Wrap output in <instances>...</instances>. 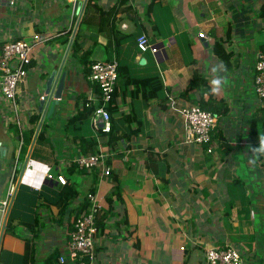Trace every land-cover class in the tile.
I'll list each match as a JSON object with an SVG mask.
<instances>
[{
    "label": "crops",
    "instance_id": "0c3cea01",
    "mask_svg": "<svg viewBox=\"0 0 264 264\" xmlns=\"http://www.w3.org/2000/svg\"><path fill=\"white\" fill-rule=\"evenodd\" d=\"M74 2L14 0L12 5L10 0H0V54L8 38L52 34L36 52L28 77L17 88L18 97L26 91L33 97L20 111L21 130L0 98V200L7 196L13 168L18 167L20 174L30 149L29 145L19 161L22 140L14 128L22 132L33 125L32 116L41 117L39 100L46 80L61 65L78 18ZM263 16L264 0H94L84 30L98 40L94 49L97 57L92 56V60H105L104 45L115 28L127 35L122 40V55L132 73L160 76L166 87L162 96L183 98L180 94L195 71L210 87L211 79L219 74L228 82L215 96L229 108L228 113L219 115L216 145L209 150L181 142L180 119L161 107L157 99L148 104L129 95L117 99L118 115L135 112V134L131 140L121 139L117 150L110 151L112 176L99 177L101 207H108L106 197L116 182V171H122L116 175L124 191L123 201L115 202L105 229L98 232L95 264H203L206 244L226 242L248 248L246 264H264V176L258 175L260 163L248 133L252 114L263 105L253 87L257 51L264 49ZM199 32L205 36L200 37ZM141 33L164 46L165 53H141L136 44ZM216 38L225 40L232 51L231 68L215 54ZM91 43L87 41L86 46ZM69 53L63 66V99L44 119L46 139H36L20 182L19 175L15 180L7 222L10 218L16 234L4 232L0 264H46L53 251L58 250L60 256L68 252L71 222L56 224L58 208L47 201H57L62 184L56 175L64 174L74 165L76 153H81L79 144L65 139L66 120L77 110V96L95 90L89 72L70 59ZM90 118L93 125V114ZM244 168L252 174L250 178L239 171ZM92 175L91 171L67 174L69 182H76L81 191L72 208L82 201ZM238 178L245 181L246 195L253 200L249 214L242 210L241 194L234 205L229 204L230 184ZM2 220L0 216V228ZM37 220L40 225L36 230L26 225ZM137 238L139 247L135 245ZM26 240L34 245V260L25 256Z\"/></svg>",
    "mask_w": 264,
    "mask_h": 264
},
{
    "label": "trees",
    "instance_id": "16d2710c",
    "mask_svg": "<svg viewBox=\"0 0 264 264\" xmlns=\"http://www.w3.org/2000/svg\"><path fill=\"white\" fill-rule=\"evenodd\" d=\"M92 5H94V0H88L69 53V58L74 59L83 65L88 72L92 62L94 61L92 60L94 49L98 45V40L93 35H87L84 31L86 25L89 23L88 15ZM70 33L71 31H69L65 36L64 43L68 41ZM113 33V37L104 45V52L106 54L105 60H117L118 62L114 92L107 106V110L110 113L111 130L109 132H104L101 127L92 125L90 115L93 113L96 103L90 99L87 93H81L77 96V110L66 120L65 123V139L70 143L79 144V150L85 155H89L97 150L99 144L109 148V151L115 152L117 150V142L123 138L131 140L133 134H135V131L133 130L134 128H132V121H134L133 116H135V112L118 115L117 99H123L129 95L132 99H142L146 104L151 102L153 99H157L161 107L168 108L166 102H168L169 98L162 96V92L166 88L163 80L158 75H134L130 69V66L124 61L122 55V40L127 35L116 31L115 28ZM89 40L92 43L89 46H86V43ZM224 41L225 40L223 39L221 40L216 38L213 47L214 52L227 68H231L233 62V53L231 50L227 49ZM42 77L45 76L42 75ZM210 88L211 87L209 86L207 79L200 72L195 71L193 72L189 83L181 92L180 96L187 100H191L192 102L199 103L203 108L211 110L218 115L228 113L229 108L227 104L224 102V100L217 99L215 94L211 93ZM95 93L99 95V88L95 89ZM205 93H207V97L204 96ZM39 119V115L32 116L31 122L33 125L25 127L22 132L19 131L18 127L15 126L14 128L15 133L19 135V138L22 140L19 151V161H22L26 155L27 148L32 141ZM46 126L47 120H45L42 124L41 130L37 137L38 140L46 139ZM126 128H128V130H126ZM248 133L252 142V146L254 148L258 147L259 138L264 137V105L260 106L252 114ZM213 137L215 138V132L213 133ZM223 144H225V142ZM202 146L207 148L208 145L204 144ZM255 159L260 163L258 175L264 176V154L256 153ZM107 162L110 163V156H108ZM65 170V176H67L68 173L73 174L77 171L82 173L88 172L84 168L78 169L76 165H72ZM121 173L122 171H116L117 175ZM116 174H114V180L116 182L112 185L110 193L106 197L108 201V207H101L96 217L98 232H101L105 229L106 221L109 218L111 212L114 210L115 202L123 201L124 187L121 179ZM18 175L19 169L17 167L14 174V180L17 179ZM98 184L99 176L96 174L92 175L91 183L89 184L82 201L77 206V208L74 209L72 208V202L78 198L81 191L77 188L76 182H69L67 179V182L61 186L57 201H47L48 204L53 203V205H56L58 208L54 218L56 224L63 225L65 221H70L71 228L73 230L75 219L82 215L88 208L89 200L87 198V193H96L98 190ZM230 185L231 199L229 204L234 205L238 201L237 196L241 194V199L239 201H241L242 210L249 214L253 205V200L246 195L245 181L242 178H238ZM124 220H128V218L124 217ZM26 225L31 230H36V228L40 225V222L38 220L32 223L27 222ZM5 232L16 234L15 225L12 223L10 218L7 222ZM139 244L140 242L137 238L135 240L136 247H139ZM25 256L26 258L31 257V260H34L35 258V249L31 240H26ZM59 257V251H53L46 259V264H63L59 261Z\"/></svg>",
    "mask_w": 264,
    "mask_h": 264
},
{
    "label": "built area",
    "instance_id": "2783aa9c",
    "mask_svg": "<svg viewBox=\"0 0 264 264\" xmlns=\"http://www.w3.org/2000/svg\"><path fill=\"white\" fill-rule=\"evenodd\" d=\"M75 1V0H69ZM14 4V0H10ZM264 19V16H263ZM204 37V32H199ZM52 38V34L35 33L31 39L8 38L3 44L0 54V98L4 101V108L11 109L20 130L22 122L20 111L25 107V102L33 100L30 92L17 96L18 86L28 77L29 69L38 49ZM138 50L141 53L151 51L164 54V46L153 43L147 34L141 33L136 38ZM117 60L94 59L89 69L88 78L93 84V90L99 88V95L92 91L90 99L96 103L93 111V125L98 127L102 122V130H111L110 113L107 106L112 98L117 78ZM253 87L256 97L264 105V49L257 51ZM45 95L41 96V99ZM168 111L179 118L183 133L181 142L185 144L208 145L210 150L216 145L213 133L216 130L219 115L203 108L199 103L185 98H170ZM8 115V112L5 113ZM100 127V125H99ZM110 154L109 148L99 145L97 150L89 155L76 153L73 162L79 168L91 171L99 177L110 176L112 167L107 162ZM12 171L11 184L6 198L0 200V216L3 218L14 191V174ZM49 177H53L49 174ZM56 179L60 184H65L67 178L63 173H58ZM89 205L87 210L75 219L67 254L59 257L60 262L69 264H95V244L98 237L96 217L101 208L97 192L87 193ZM183 249V247H182ZM248 248L242 243L226 242L224 244H206L204 247L203 264H246L245 253Z\"/></svg>",
    "mask_w": 264,
    "mask_h": 264
},
{
    "label": "water",
    "instance_id": "95a60500",
    "mask_svg": "<svg viewBox=\"0 0 264 264\" xmlns=\"http://www.w3.org/2000/svg\"><path fill=\"white\" fill-rule=\"evenodd\" d=\"M88 0H83V1H79V0H75L74 2V8L75 11L78 10V18L76 20L75 26L73 28L71 37L69 39L66 51L64 53L61 65L59 66V68L57 69H53L50 73V75L48 76L46 83H45V89H44V95L45 98H42L39 100V110L41 111V117L38 121L37 127L35 129L31 144H30V149L29 152L24 160V162L20 165V174L18 177V182H20L22 175L25 171L28 159H29V155H30V151L31 148L34 144V142L36 141L38 134L40 132V129L42 127L43 121L45 119V117H50L51 114L53 113L54 110V106L55 104H58L60 100H62L63 98V92L65 89V78H66V71L63 70V66L64 63L67 59L68 53L70 51L71 45L73 43L74 37L77 33V30L79 28L83 13L85 11L86 5H87ZM100 122V121H99ZM100 127H102V122H100ZM13 199L10 200V204L4 214L3 220H2V224H1V228H0V247L2 244V239H3V235L6 229V225H7V218L9 215V211H10V206L12 204Z\"/></svg>",
    "mask_w": 264,
    "mask_h": 264
},
{
    "label": "clouds",
    "instance_id": "9594fccd",
    "mask_svg": "<svg viewBox=\"0 0 264 264\" xmlns=\"http://www.w3.org/2000/svg\"><path fill=\"white\" fill-rule=\"evenodd\" d=\"M214 72H217V69H213ZM227 78L226 77H221L219 74H217L213 79L210 81V91L212 94L217 93L224 85L227 84ZM253 151L259 153V154H264V137L259 138V145Z\"/></svg>",
    "mask_w": 264,
    "mask_h": 264
},
{
    "label": "rangeland",
    "instance_id": "374dc122",
    "mask_svg": "<svg viewBox=\"0 0 264 264\" xmlns=\"http://www.w3.org/2000/svg\"><path fill=\"white\" fill-rule=\"evenodd\" d=\"M81 1H82V0H81ZM93 57H97V54L94 53ZM239 171H240V172H243L244 174L247 173L249 178H250L251 175H252V174L249 173L248 169H245V168H244V169H240ZM244 174H243V175H244ZM254 183H255V184H254L255 188H257L258 186L256 185V182H254Z\"/></svg>",
    "mask_w": 264,
    "mask_h": 264
}]
</instances>
